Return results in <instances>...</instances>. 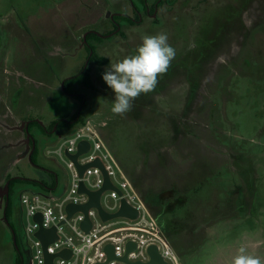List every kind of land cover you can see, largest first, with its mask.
Listing matches in <instances>:
<instances>
[{"label": "rangeland", "instance_id": "obj_1", "mask_svg": "<svg viewBox=\"0 0 264 264\" xmlns=\"http://www.w3.org/2000/svg\"><path fill=\"white\" fill-rule=\"evenodd\" d=\"M119 12L134 15L127 0H0V202L8 176L39 178L37 164L64 187V162L42 155L56 140L31 129L43 137L33 164L26 129L80 115L97 123L180 264H231L241 246L264 261V0H163L156 17L118 19L115 33ZM90 30L107 36L92 50ZM159 33L176 51L167 73L114 114L104 72ZM84 69L90 85L66 93ZM16 201L7 220L0 203V264H28Z\"/></svg>", "mask_w": 264, "mask_h": 264}, {"label": "built area", "instance_id": "obj_2", "mask_svg": "<svg viewBox=\"0 0 264 264\" xmlns=\"http://www.w3.org/2000/svg\"><path fill=\"white\" fill-rule=\"evenodd\" d=\"M87 141L88 151L79 155L77 162L86 165L101 160L113 184L121 191L109 189L103 192L101 204L108 212H116L121 207L122 199L139 210L137 219L120 217L103 221L99 209L92 207L88 215L92 228L86 232L81 224L86 218L83 211L76 212L68 219L67 206L84 204L89 195L80 191L84 182L89 190L97 191L105 183L104 170L99 166H89L80 175L76 163L67 155L76 154L79 144ZM44 156L65 164L67 181L64 187L55 190L23 189L18 195L19 215L27 247L28 264H46L47 254H57L65 249L71 251L70 257L57 255L53 264H131L132 262L149 263V247L156 245L169 264H180V258L156 216L143 199L142 195L130 181L119 160L103 139L99 126L92 119L82 121L74 131L59 135L58 139L45 148ZM63 164V163H62ZM63 164V165H64ZM61 185V184H60ZM26 222H23V215ZM41 214L42 220L36 219ZM65 221L64 223H62ZM43 228H57L58 238L45 249L37 236ZM132 241L135 248L127 253V244ZM107 244H113L115 258L109 259L105 250ZM127 255V261L122 257Z\"/></svg>", "mask_w": 264, "mask_h": 264}, {"label": "clouds", "instance_id": "obj_3", "mask_svg": "<svg viewBox=\"0 0 264 264\" xmlns=\"http://www.w3.org/2000/svg\"><path fill=\"white\" fill-rule=\"evenodd\" d=\"M168 39L166 33L145 36L136 54L127 56L106 69L103 79L115 94L111 108L114 114H126L132 109L133 101L142 93L155 90L158 77L167 73L176 56ZM231 264H264V261L241 246Z\"/></svg>", "mask_w": 264, "mask_h": 264}, {"label": "trees", "instance_id": "obj_4", "mask_svg": "<svg viewBox=\"0 0 264 264\" xmlns=\"http://www.w3.org/2000/svg\"><path fill=\"white\" fill-rule=\"evenodd\" d=\"M123 19L125 21L127 20V18H123ZM127 22L131 23L130 20H128ZM132 23H134V22H132ZM116 30H117V28H116ZM119 31L120 30H117L115 33L119 32ZM95 37H97V39H98V40L96 39L97 41H101L103 38H105L107 36H101L100 37L93 30H90V32L88 33V35L86 37L87 40L85 41V43H86V46L88 48H90L91 50L93 47L92 42L96 41L94 39ZM99 38H100V40H99ZM94 57H95V59H98L96 55ZM90 58L93 59V56H91ZM98 61L102 62L103 60H98ZM86 71H87V69H84L80 75L65 80L63 83L64 91L66 93H69V87L71 85H74V84H84L86 86H89L90 85L89 80H78L79 79L78 77L84 75L86 73ZM79 96L81 97V99L83 101L85 100V97H83L81 95H79ZM82 121H84V119H82L80 117V115H76L73 118H60V119L54 121V123L51 126H46L44 124L42 125L40 123V120H29L28 127H27L28 129L26 130V134L30 136L31 140H34V142L32 141L31 151H30V155H29L31 162L33 164L36 162V157L39 155L38 143L42 142V138H43L42 137L38 140L36 135H38V136H41V135L45 136L46 135L49 138L47 140H54L55 141L58 139L59 135L68 134V133H71L72 131H74L76 129V127ZM34 127H38L40 129L41 135L40 134L35 135V133H33V131L31 129H33ZM55 127H57V128L55 129ZM41 144L45 145V143H41ZM45 147L42 150V155L44 154L43 152H44ZM36 168L40 172L39 178H28V177L21 176V175H17V176H11L10 175V176H8L7 182H9V195H8V197H6V208L4 210V216L6 218H7L8 213H9L8 212L9 208L14 206V201L18 200L19 192L21 190H23V189L18 188V184H23V186H26L24 189H35V190H42V191L55 190V189L60 187L61 176L59 175V173L57 171H55L54 169H50L49 167H46L44 165L38 166V164L36 165ZM136 188H138V187H136ZM142 197L145 200V202L147 203L146 198L143 195H142ZM147 205L149 206L148 203H147ZM149 208H150V206H149ZM18 219H19L18 226L20 227V233H21V234L17 233L18 247L21 248V246L22 247L24 246L26 249V241L24 238L23 229H21L22 223H21V219H20V215H19V210H18ZM11 229H13V224L11 226ZM164 232L166 233L167 237L169 238V235H168L166 228H165Z\"/></svg>", "mask_w": 264, "mask_h": 264}, {"label": "water", "instance_id": "obj_5", "mask_svg": "<svg viewBox=\"0 0 264 264\" xmlns=\"http://www.w3.org/2000/svg\"><path fill=\"white\" fill-rule=\"evenodd\" d=\"M109 15V14H108ZM100 34V33H99ZM87 35V34H86ZM85 35V37H86ZM100 36H103L100 34ZM57 127H55L56 129ZM28 129V128H27ZM26 129V130H27ZM90 148V144L87 141H82L79 144V151L76 154H70L67 152V155L76 163L77 168L79 170L80 175H83V173L85 172L86 168L89 166H99L104 170V174H105V183L103 185V187L97 191H92L89 190L86 185L84 184V182H81L80 184V191L82 193H87L89 195V201L87 203L84 204H69L67 206V212H68V219L71 218L76 212L78 211H83L86 214V218L85 220L82 222L81 226L82 228L86 231L89 232L92 228V221L88 215L89 210L92 207H96L99 209L100 215L103 219V221H110L116 218H120V217H127L130 219H137L139 216V210L135 207H133L132 205H130L126 199H122L121 201V207L118 211L116 212H108L107 210H105L101 204V196L103 194L104 191L109 190V189H113V190H117L119 192V194H121V191L113 184V182L111 181V178L109 176V174L106 172V170L104 169L103 163L101 162V160L97 159L96 161L86 164V165H81L77 162V159L79 157L80 154L88 151ZM5 195L8 197L9 195V182H7L6 184V190H5ZM6 208V207H5ZM5 219L7 220V218L5 217ZM36 219L41 221L42 220V216L41 214H37L36 215ZM65 221H63L62 223H64ZM14 234V233H13ZM15 235V234H14ZM37 236L42 240L45 249H47V246L54 242L57 238H58V234H57V228L56 227H52V228H43L41 227V229L38 231ZM135 248V244L132 241H129L127 244V253L129 251H131L132 249ZM105 250L108 254V258L112 259L115 258V248L113 244H107L105 246ZM149 253L151 255V261L149 263H142V262H132L131 264H169V262H167L163 255L161 254V252L159 251L158 247L156 245H151L149 247ZM57 255H61L64 257H70L71 256V251H69L68 249H65L57 254H47V261L46 264H53V260ZM122 260L127 261V255H125L124 257H122ZM97 264H104V263H97Z\"/></svg>", "mask_w": 264, "mask_h": 264}, {"label": "flooded vegetation", "instance_id": "obj_6", "mask_svg": "<svg viewBox=\"0 0 264 264\" xmlns=\"http://www.w3.org/2000/svg\"><path fill=\"white\" fill-rule=\"evenodd\" d=\"M128 3L131 5L132 10L134 11V15H130L125 12H119L116 13V15L112 16V21L114 22L117 30H121V23L119 22L118 19L124 20L123 18H127L125 22L130 20L131 22H142V16L147 15L149 17H156V12H158L160 4L162 3L163 0H156L153 5H150L148 0H127ZM138 16V17H137ZM116 30V31H117ZM7 196L3 197L1 199V204H4V198ZM5 207H6V202H5ZM5 210V208H3ZM161 213L158 215V217H161Z\"/></svg>", "mask_w": 264, "mask_h": 264}, {"label": "crops", "instance_id": "obj_7", "mask_svg": "<svg viewBox=\"0 0 264 264\" xmlns=\"http://www.w3.org/2000/svg\"><path fill=\"white\" fill-rule=\"evenodd\" d=\"M120 162V161H119ZM159 224L161 225V227H162V229L165 231V228H164V226L162 225V222L160 221V219H159Z\"/></svg>", "mask_w": 264, "mask_h": 264}]
</instances>
